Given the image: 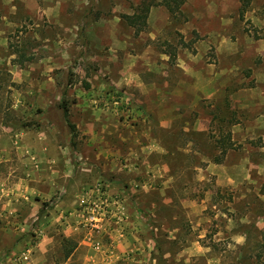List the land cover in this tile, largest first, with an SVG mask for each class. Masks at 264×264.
Segmentation results:
<instances>
[{
  "label": "rangeland",
  "instance_id": "rangeland-1",
  "mask_svg": "<svg viewBox=\"0 0 264 264\" xmlns=\"http://www.w3.org/2000/svg\"><path fill=\"white\" fill-rule=\"evenodd\" d=\"M164 1L0 0V264H257L264 0Z\"/></svg>",
  "mask_w": 264,
  "mask_h": 264
},
{
  "label": "trees",
  "instance_id": "trees-1",
  "mask_svg": "<svg viewBox=\"0 0 264 264\" xmlns=\"http://www.w3.org/2000/svg\"><path fill=\"white\" fill-rule=\"evenodd\" d=\"M250 2L251 0H239L238 16L240 19L244 18L245 11L248 8ZM164 3L170 11H173L174 5H171V2L169 0L164 1ZM150 6H151V2L140 1L136 5L135 10L131 14H122L121 17L128 25L133 26L135 29V32L137 33L140 30H142V28L144 27L146 23V17H147ZM61 106L64 108V116L66 117V120H68L67 119V114H68L67 107L63 103ZM68 124L70 123L68 122ZM21 125L30 126L32 124L29 123V121H23L21 122ZM70 127H73V125L70 124ZM219 142H220V149H221L220 152L224 154L226 150L231 146V144L227 143L225 138H222ZM214 160L217 162L220 161L219 157H215ZM74 247H75V242L69 244L65 248L64 257H67L70 254V252L74 249ZM263 254H264V225L260 233V240L257 242V251L254 254L257 264H264V259L262 258Z\"/></svg>",
  "mask_w": 264,
  "mask_h": 264
},
{
  "label": "built area",
  "instance_id": "built-area-1",
  "mask_svg": "<svg viewBox=\"0 0 264 264\" xmlns=\"http://www.w3.org/2000/svg\"><path fill=\"white\" fill-rule=\"evenodd\" d=\"M91 218H94L93 216Z\"/></svg>",
  "mask_w": 264,
  "mask_h": 264
}]
</instances>
